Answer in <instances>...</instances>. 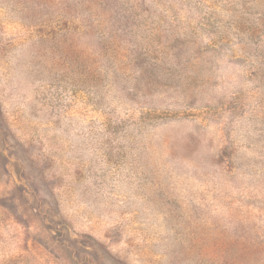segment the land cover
I'll return each instance as SVG.
<instances>
[{
  "label": "rangeland",
  "instance_id": "374dc122",
  "mask_svg": "<svg viewBox=\"0 0 264 264\" xmlns=\"http://www.w3.org/2000/svg\"><path fill=\"white\" fill-rule=\"evenodd\" d=\"M0 264H264V0H0Z\"/></svg>",
  "mask_w": 264,
  "mask_h": 264
}]
</instances>
